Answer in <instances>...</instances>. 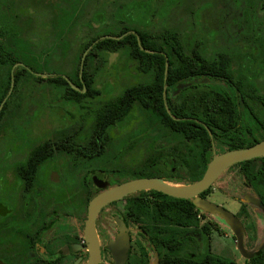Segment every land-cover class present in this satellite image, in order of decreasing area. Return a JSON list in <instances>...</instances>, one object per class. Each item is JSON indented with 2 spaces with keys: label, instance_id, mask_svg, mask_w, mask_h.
<instances>
[{
  "label": "trees",
  "instance_id": "16d2710c",
  "mask_svg": "<svg viewBox=\"0 0 264 264\" xmlns=\"http://www.w3.org/2000/svg\"><path fill=\"white\" fill-rule=\"evenodd\" d=\"M26 1L15 4L12 9L7 8L8 13L0 3V105L6 99L0 112V122L8 114L11 102L19 100L16 94H8L12 80L14 92L29 83H45L51 86L53 92L60 93L58 98L66 101L64 103L78 107L80 117L69 111L70 117L83 126L88 124L86 136L90 140L99 138L101 141L100 146L95 145L89 150L101 154L114 139V127L130 123L135 110L140 109L154 122L179 135L184 145L171 151L153 146L155 154L138 166L131 177L156 176L183 181L185 178L177 175L183 170L188 173L189 182L203 176L216 154L215 150L222 153L251 146L264 139V93L251 80V73L245 64L236 74L229 53L219 52L210 56L204 48L190 52L188 46L184 45L187 39L175 28L161 23L140 27L118 19L114 14L120 8L117 0H58L54 7L50 2L43 5L45 9L38 5L36 8L29 6L31 10L27 5L30 3L26 4ZM41 9L45 11L41 12ZM24 17H30L33 21L31 30L26 32L20 29ZM76 45L79 49L72 53L75 62L71 67L73 72L66 73L70 80L64 77L65 73L45 72L42 66L37 68V65L60 59L57 50L64 49L66 53L65 50L69 51ZM85 52L87 54L81 74ZM115 53L124 54L128 69L134 68L143 78L129 84L113 98L101 97L97 77L103 73L111 54ZM19 62L24 65L14 68ZM39 73L50 75L42 77ZM193 77L218 79L223 81V85L211 86L215 94L209 90L210 87L195 93L188 86L182 91L180 99L173 98L177 85L191 81ZM113 91L111 88L110 94ZM73 133V139L80 138ZM61 148L58 144V150ZM71 151L74 152L73 149ZM234 166L239 168L264 204V156ZM212 188L209 187L201 195L207 198ZM142 192L127 197L128 216L136 215L138 218L134 221L149 235L137 241L143 253L142 264H149L150 252L154 250L152 244L161 254L171 252L168 254V264H237L226 256L212 252L201 256L197 254L194 260H189L188 251L193 246L191 240L186 237L182 241L164 240L163 236L172 228L151 225L152 222L160 224L161 220L179 221L184 232H187L197 219L200 224L203 222V218H198L199 214L204 216L201 209L191 199L172 197L157 190ZM149 201L152 205L148 204ZM212 222L216 223V229L219 230V224ZM200 231L210 233L209 223L203 224ZM172 232L177 237V228ZM180 257L182 262L173 260ZM248 264H264V247L256 251Z\"/></svg>",
  "mask_w": 264,
  "mask_h": 264
},
{
  "label": "rangeland",
  "instance_id": "374dc122",
  "mask_svg": "<svg viewBox=\"0 0 264 264\" xmlns=\"http://www.w3.org/2000/svg\"><path fill=\"white\" fill-rule=\"evenodd\" d=\"M117 1L120 8L114 14L118 19H124L140 27L161 23L166 27L180 31L188 42H198L200 45L206 46L210 50L211 56H215L218 52L229 53L233 58V67L236 72L242 64H245L251 73V79L264 93V13L257 11L259 0ZM23 2L25 3V0H0L2 8L5 6L6 13L9 12L7 8L12 9L15 4L19 5ZM28 2L31 5L27 4ZM50 2L54 7L58 0H27L26 4L30 10L38 5L39 8L45 9L43 5H48ZM43 9L41 12L45 11ZM24 18L25 20L20 22L22 32L31 30L33 22L30 17ZM163 18L165 19L162 21ZM78 49L79 47L76 45L69 48V51L65 50L66 53H64V49L57 50L56 53L59 54L60 59H53L46 62V65H37V68L42 66L41 69L45 72L70 74L73 72L71 67L75 65L72 53L77 52ZM127 64L128 61L124 54H111L103 73L97 77V87L102 91L101 97L111 96L110 98H113L129 84L142 80L143 77L138 75L134 68L128 69ZM111 88L114 89L113 94H110ZM19 93L21 96L19 102L15 100L8 110L9 118L7 120L12 123L7 125L6 130L0 129V151L6 148V141L9 137L17 136L22 128L29 129L28 127L34 123L44 126L42 130H39L38 127L35 130L44 139L52 136L55 129L57 134L71 131L67 128L76 129L74 121L67 111L70 110L78 114V107L64 103L66 101L58 98L60 93L53 92L51 86L40 82L29 83ZM180 95L181 93L175 99H180ZM63 118H68L69 126L65 125ZM4 121L6 118L2 120V122ZM129 122L114 127V139L103 154L90 160L86 159L82 163H78L77 166L68 163L64 165L76 181L74 187L79 185V181L90 170H96L97 175H104L110 181L116 178H119L120 181L128 180L130 176L122 177L113 171L121 168L133 169L142 165L150 155L155 154L153 146L159 150L171 151L172 148H180L184 145L179 135L154 122L140 109L135 110ZM34 144L35 142L32 146ZM58 157H64L66 161H70L68 154L58 153ZM175 167L179 168L177 165ZM102 169L107 171L102 172ZM177 175L185 179L183 181H178L176 178L166 180L180 185L190 183L187 172L180 170ZM212 186L211 200L224 205L234 213L239 212L242 207L246 208L245 223L253 229H249L245 235V246L254 251L264 241V212L248 203L245 196L250 193L258 197L257 193L246 182L238 167H232L225 171ZM93 189L95 190V188ZM122 206L123 202H120L117 206L105 208L98 219L104 244L108 242L109 238L115 237L117 231L114 220L115 208L121 209ZM204 213L207 219L216 221L222 230V232L217 230L211 236L210 249L233 259L237 264H248L246 262L248 259L243 257L237 249L236 237L228 223L218 215ZM86 217V212L72 217L69 225H71L74 235L82 234ZM76 264H86V262L84 260Z\"/></svg>",
  "mask_w": 264,
  "mask_h": 264
},
{
  "label": "flooded vegetation",
  "instance_id": "af4514ba",
  "mask_svg": "<svg viewBox=\"0 0 264 264\" xmlns=\"http://www.w3.org/2000/svg\"><path fill=\"white\" fill-rule=\"evenodd\" d=\"M258 3L257 11L264 13V0H261V2ZM184 45L188 46L187 49L190 52H193V49L199 50V48H204L206 54L211 56L210 50L206 46L200 45L198 42L189 41ZM195 45L198 48L195 47ZM236 74L238 75V71ZM216 85H223V81L218 79L193 77L191 81L177 85L178 88L173 98L182 93V91L188 86L196 93L205 90L207 87H210L209 90L213 91L211 90V86L214 87ZM19 92L20 91L14 92L12 90L10 94H16V97L20 100L21 96L19 95ZM172 92H174V89ZM215 93L216 92L213 91V94ZM19 100L17 101L19 102ZM13 102L11 103L13 104ZM69 111L70 110L67 112ZM77 116L80 117L79 112ZM4 118H6L7 122H0V129L2 128V131L6 130L7 125L12 123L7 120L9 118L8 114ZM68 118H63L66 126H69L70 124L68 123L69 121L67 122ZM73 124L76 126V129L73 130V128H67L71 129V131H59L61 132L59 134H57L55 129L52 136L50 135L47 139H44L35 131L37 127L39 130H42L44 126L34 123L28 127L29 129L22 128L17 136L9 137L6 141V148L0 151V264H76L77 262L84 260L87 262L89 251L86 247L84 228L88 217L89 202L94 196L104 191L106 188L127 180L120 181L119 178H116L110 181L104 175H97L96 170H90L79 181V185L74 187V182L76 181L65 169L64 165L68 163L77 166L78 163H82L86 159H93L103 154L111 142L105 149H103L101 154L97 151V153H94L93 151H90L89 148L101 143L100 139L97 138L90 140L86 136V131L84 130H87L88 124L85 126H83V124L81 125L79 122H74ZM81 129L82 131L80 134L77 133ZM73 132H75L76 137L80 138L73 139ZM34 142L35 144L32 146ZM58 144L62 147L59 150ZM72 149L74 152L71 151ZM34 150H36V152L32 155ZM96 150H99V148H96ZM78 151H81V153L79 154ZM58 153L68 154L71 162L66 161L64 157L57 158ZM93 153L94 155L91 156ZM214 153L219 154L216 150ZM45 156L47 158L44 159ZM136 168H121L116 169L113 172L117 173L119 176H130V179H134L131 178V176ZM125 170L127 172L122 174L121 172ZM105 171L107 170L102 169V172ZM95 176L100 179H107L108 185L106 187L99 186L94 180ZM92 188H95V190H92ZM142 191L149 193V190ZM247 195L255 197L250 193H247L246 196ZM128 196L109 203L101 209L97 216L96 228L101 244L102 258L100 264H114L115 262V258L111 250L108 248V244L109 241L114 240L118 234L116 217H120L124 220L130 228L129 235L131 239V250L125 264L143 263V253L139 250L137 241L138 239L146 238L149 235H147L144 229L140 228L138 226L139 224L134 221L135 218H138L136 215L133 217L128 216ZM148 196L150 198L152 197L151 194H148ZM207 199L211 200V194L207 196ZM120 202H123V206L121 209L116 207L114 214V220L117 225L115 237L109 238L108 242L104 244L99 230L98 219L105 208L109 206H117ZM148 204L152 205V202L149 201ZM222 206L225 207L224 205ZM84 212H86L87 217L83 223L82 234L74 235L69 223L71 222L72 217ZM202 213L205 217L202 214H199L198 218H203V222L200 224L197 219L195 224H193V227L189 228L187 232H184L181 222L173 220L168 222H163L161 220L159 221L160 224L158 222H152L153 224L151 227H159L160 225L162 227H171L172 229L168 231L170 233L167 232L163 236V239L167 241L174 239L182 241L184 237L191 240L193 246L188 251V254H190L189 260H194L197 254L201 256L211 252L215 253L210 249V239L214 232L217 231L216 223H213L212 221L214 220L212 219H207L206 214L203 211ZM234 214H236L244 224L245 235L249 229H253L245 223L244 217L247 216V210L245 207H242L239 212ZM205 223H209L210 233L207 231H200L202 225ZM174 228H177V237H175L172 232ZM219 231L222 232L220 227ZM152 245L154 250L150 252L149 264L156 262L157 257L158 264H168L170 262L168 254L171 252H163L161 254L154 244ZM198 247L201 249L198 250ZM74 248H76V250H73ZM74 257L75 259L73 260ZM246 259H248L246 260L248 263L250 259ZM173 260L175 262L183 261L182 257Z\"/></svg>",
  "mask_w": 264,
  "mask_h": 264
},
{
  "label": "water",
  "instance_id": "95a60500",
  "mask_svg": "<svg viewBox=\"0 0 264 264\" xmlns=\"http://www.w3.org/2000/svg\"><path fill=\"white\" fill-rule=\"evenodd\" d=\"M86 54L87 52H85L82 57V63L80 67L81 74L84 70V59ZM23 65V62H19L15 64L14 68ZM38 75L47 77L50 74L39 73ZM64 77L67 78L66 75H64ZM67 79L69 80V78ZM13 88L14 80H12L11 88L8 94L12 92ZM5 101L6 99L0 105V112ZM262 156H264V139L251 146L215 154L208 163L203 176L200 179L188 184H175L162 177L153 176L130 179L106 188L104 191L94 196L88 205V217L86 219L84 228L86 247L89 251V258L86 264H100L102 261L101 244L96 228V219L101 209L111 202L117 201L123 197L142 190H157L172 197L191 199L193 203L199 209H201V211L209 212L212 215H218L219 217L223 218L231 227V230L236 237L237 249L239 252L246 258H253L256 251L264 247V241L254 251L246 248L244 234L245 228L240 218L232 211L212 200L203 197L201 194L211 187L213 183L233 165ZM94 180L101 187H106L108 185L107 179H100L95 176ZM246 200L248 203L262 209L264 212V204L260 201L259 197H251L247 195ZM116 222L118 224V234L114 240L109 241L108 248L111 250L115 258L114 264H125L131 250L129 228L125 221L120 217H116ZM73 250H76V248ZM153 264H158V257L156 258V262H153Z\"/></svg>",
  "mask_w": 264,
  "mask_h": 264
}]
</instances>
